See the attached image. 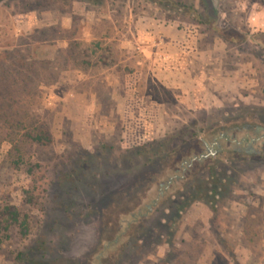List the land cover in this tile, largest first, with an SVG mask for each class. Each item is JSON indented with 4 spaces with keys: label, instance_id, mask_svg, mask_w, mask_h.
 <instances>
[{
    "label": "rangeland",
    "instance_id": "rangeland-1",
    "mask_svg": "<svg viewBox=\"0 0 264 264\" xmlns=\"http://www.w3.org/2000/svg\"><path fill=\"white\" fill-rule=\"evenodd\" d=\"M261 241L264 0L0 3V264H264Z\"/></svg>",
    "mask_w": 264,
    "mask_h": 264
},
{
    "label": "trees",
    "instance_id": "trees-1",
    "mask_svg": "<svg viewBox=\"0 0 264 264\" xmlns=\"http://www.w3.org/2000/svg\"><path fill=\"white\" fill-rule=\"evenodd\" d=\"M4 1V0H0V3ZM97 3L100 0H94ZM159 1V0H157ZM153 145H151L152 147ZM150 147V148H151ZM155 147H157V149L155 150L154 153L150 152L148 153L149 155L151 154L152 156L150 157V162H154L157 159H162L165 158V156L168 155V151L171 150V153L174 154L176 152V149H174V146L172 148H169L167 150L166 147L162 146L161 144H157L155 145ZM154 147V148H155ZM142 168L139 169V171L141 172ZM213 181V179H212ZM211 180H208L204 183H202L201 186H194V193L190 194L189 196H187L184 201H180L178 206H175L176 211H177V215L181 216L182 213L187 210L188 208H190L193 204L200 202V203H204L209 205L212 209H214L213 206V199L215 197H217L215 188H212V185H216V182ZM12 211L11 208H6L4 209V211L2 212L3 217H7V219L11 220V224H16L18 225V214L16 212H10ZM10 227V226H9ZM18 261L23 262V263H27V264H39V262H36L34 260L29 259L28 257H24L22 258V256L19 254L17 257Z\"/></svg>",
    "mask_w": 264,
    "mask_h": 264
},
{
    "label": "crops",
    "instance_id": "crops-1",
    "mask_svg": "<svg viewBox=\"0 0 264 264\" xmlns=\"http://www.w3.org/2000/svg\"><path fill=\"white\" fill-rule=\"evenodd\" d=\"M153 71L155 72V70H153ZM189 76H191V73H189ZM184 79H186V78H184ZM191 81L192 82L196 81V83H197V78L195 79L193 77V79H191ZM189 212H191V211L189 210ZM243 212L247 213V211H245V210L243 211L240 209L238 214H234V216L238 217V219H234V223L232 225L233 231L235 234L238 232V228L240 229V227L242 225L241 221H244V226H246V225H250V227L254 226V225H252L253 223L251 220H248V221L242 220V218H243L242 213ZM196 213H197L196 214L197 215V221L200 220L202 222V224L204 226V230L210 231L211 226L216 227L218 225L220 227V225H219V224H221L220 221H218L217 224L213 223L214 215H213L212 211H210L208 208L204 207L203 205H202V208H199L196 210ZM234 213H237V212H234ZM247 222H250V223L247 224ZM185 236H187V235L185 234ZM261 242H264V241H261ZM252 246H254L253 243L250 242V240L245 239L244 244L240 243V244L236 245L235 248H237V249H250ZM210 263L211 262H206V261H202V260L199 261V264H210Z\"/></svg>",
    "mask_w": 264,
    "mask_h": 264
},
{
    "label": "flooded vegetation",
    "instance_id": "flooded-vegetation-1",
    "mask_svg": "<svg viewBox=\"0 0 264 264\" xmlns=\"http://www.w3.org/2000/svg\"><path fill=\"white\" fill-rule=\"evenodd\" d=\"M206 147H207V145H206ZM207 151H208L209 153H211L210 150L208 149V147H207Z\"/></svg>",
    "mask_w": 264,
    "mask_h": 264
}]
</instances>
